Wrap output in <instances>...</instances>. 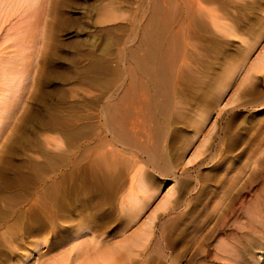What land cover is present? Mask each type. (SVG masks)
Returning a JSON list of instances; mask_svg holds the SVG:
<instances>
[{
    "label": "rangeland",
    "instance_id": "obj_1",
    "mask_svg": "<svg viewBox=\"0 0 264 264\" xmlns=\"http://www.w3.org/2000/svg\"><path fill=\"white\" fill-rule=\"evenodd\" d=\"M189 1L181 0L193 13L185 16L182 6L183 18L175 23L182 44L170 83L187 99L185 111L164 125L158 145L170 162L166 169H147L146 183L158 194L137 219L128 218L120 204L129 187L126 175L120 177L127 183L121 190L116 182L99 186L89 170L105 136L94 96L123 101L129 93L130 81L115 61L123 59L132 24L141 22L151 0H41L24 14L26 25L14 20L0 27L1 51L13 50L4 39L18 29L29 42L26 85L0 135V169H8L6 179L0 176V264H6L12 246L14 261L25 264H75L79 255L89 260L98 254L100 264H131L128 250L137 237L130 236L145 230L150 243L165 237L172 245L192 237L204 218L222 224L221 237L239 241L241 254L224 264H264V72L251 70L264 48V0H200L207 13L186 5ZM201 114L207 120L198 127ZM250 164L258 168L256 176L252 183L249 173L244 177L236 200V191L227 189L230 178L235 166ZM215 201H223L222 209L217 206L223 217H215ZM28 216L30 237L22 228ZM217 241L207 247L205 264L220 262ZM157 246L150 264H162ZM84 247L89 257L79 253ZM181 249L169 246L165 252L176 255Z\"/></svg>",
    "mask_w": 264,
    "mask_h": 264
},
{
    "label": "bare ground",
    "instance_id": "obj_2",
    "mask_svg": "<svg viewBox=\"0 0 264 264\" xmlns=\"http://www.w3.org/2000/svg\"><path fill=\"white\" fill-rule=\"evenodd\" d=\"M166 1L169 5L164 7V2L162 0H154V2L151 0V7H148V10L142 14L141 22L132 24L129 34V46L125 51L124 57H122L123 59H121V61L118 59L115 61V63L117 62L116 65L114 64L116 66L115 69L119 74L124 73L129 79L128 81H130L128 85L130 91L123 97L124 100L114 101V99H112L113 95L111 94H107L108 96L106 97L102 93L94 96V101L98 103V113L100 114L97 118L99 117L104 120L101 125V130L102 133H105V136L102 138L103 142L101 146L99 145L98 148L96 147L97 150L96 152L94 151L96 156L92 162L90 161L92 163V169L89 171L91 172L92 178L96 180L95 183L99 186L104 184H112L113 186V183L116 182L121 190L127 188L126 181L123 182L124 180H120L122 175H126L129 179V187L121 197L120 204L125 208L127 217L130 219L141 217V214H143V211L149 206L151 200L158 194L155 192L154 188L153 190L150 189L151 187L148 186L144 177L149 167L153 169H166L169 165L168 162H170V160L168 159V155L159 149V138L164 134L163 128L165 123H169L172 119L183 118L187 100L184 96H177V94L174 93L175 91L173 92L170 83L172 84L171 81L175 78L173 68L177 61V57L180 55L178 49L182 44L181 38L176 34L177 31L174 30L175 23L178 18H183L184 14L182 12L185 9L187 10L185 16L191 15L193 11L191 13L181 0ZM38 4H41V0H0V27L13 24L14 20H16V24L26 25V19L22 20L23 16H25L24 14L30 12V10L37 7ZM188 4H191L193 8L197 6V10L201 13L204 11L207 13L208 11L205 10V8L203 9L200 0H191V3L189 1L186 5ZM180 6H184L185 9L183 7L181 9ZM142 22L144 25L141 24ZM15 25H12V27ZM26 35L27 33L18 29L16 34L7 35L4 39L5 42H12L11 46L13 50L6 53L4 51L5 49L2 51L0 49V135L2 133V127L6 124L5 121L10 117V114H12L14 107L18 103L21 88L26 85L27 79L25 74L28 64L25 59L28 50L27 45L29 44ZM231 35L236 36L232 32L230 33V36ZM247 47L248 48L244 49L245 55L248 54L251 49V46ZM8 48L10 47L8 46ZM6 55L7 57H5ZM120 68H122V70ZM251 70L256 75H261L264 72V48L252 63ZM232 73L231 69L226 73V77L230 79ZM164 89L166 90L163 91ZM199 117V121L195 123L198 127L202 126L207 120V115L205 114H201ZM8 120L6 122H8ZM66 121L68 138L71 125L68 123V121H70L69 119ZM230 125L231 122L227 125L228 128ZM98 143L100 144L101 142ZM227 146L231 148L230 140ZM245 166L246 165L241 168L235 166V176H231L229 186L227 187V189L236 191L235 198L246 185L244 177L246 178L249 173L250 178L247 180V183H252L257 173L256 169L258 168L251 166V164L250 166ZM7 171V167L1 168L0 176L3 175L2 178L6 176ZM17 171H19V169H17ZM92 178L91 180H93ZM4 179H6V177H4ZM5 182L7 181H4V183ZM235 198L233 197V199ZM167 204L168 203H166L165 206H167ZM178 205V201L173 203V209L175 210ZM223 205V201L213 202L211 208H213L214 212L217 211L215 217L225 214L223 212L218 214L217 206H220L222 209ZM226 206L228 205L225 203L224 208ZM192 210L193 208H191L188 213L186 212V216L190 214ZM211 223V220H206L204 218L201 223L193 229L192 237H179L173 241L172 245H169L165 237H160V240L157 242L154 243L153 241L150 243L152 237H145L147 235L145 230L141 231L139 234L136 233L137 235L130 236L134 238L137 237L130 242V248L128 247V251L132 258V260H130L131 264H143L144 262L150 264L152 260L157 259L153 255V244L156 247H158L157 245L160 246L159 253L155 254H158V260H160L162 264H183L184 262H187L185 264H195L196 262L205 264L203 261L207 258V247L210 245L211 241L216 238L218 240L217 249L220 253L218 254V258L220 259L218 264H224L225 262L222 261L232 259L235 257L236 253L241 254L240 246L237 244L239 241L234 237H221V234L224 235V233H226L223 231L222 224H218L217 222H215L216 224ZM32 225L29 216L26 217V221L22 228L27 237H30L34 231ZM149 233L150 232H148V234ZM91 235L90 237H94L95 234H93V236ZM127 245H125V247ZM180 245L182 249L176 255L165 252L169 246H171V248H176V246ZM78 247H76V250L77 248L80 249V245ZM85 248L87 247H84V253H82V251L79 252L82 256H84L83 254H89V251ZM105 254L109 258L106 252ZM98 255L96 256L98 257ZM87 257H89V255H87ZM97 257L92 258L91 255V259L88 260L86 257H81V255H79V258H76L75 264H100L97 259L100 258V260H102V255L100 254L99 258ZM134 257L140 258V261L135 262L133 260ZM14 259L15 252L14 246H12L8 248V256H4L3 262L6 264H25V260L14 261ZM82 260L84 261L83 263ZM65 261L67 263V260Z\"/></svg>",
    "mask_w": 264,
    "mask_h": 264
}]
</instances>
